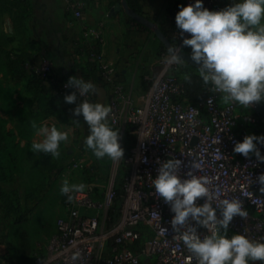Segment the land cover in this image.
<instances>
[{"label": "built area", "instance_id": "2783aa9c", "mask_svg": "<svg viewBox=\"0 0 264 264\" xmlns=\"http://www.w3.org/2000/svg\"><path fill=\"white\" fill-rule=\"evenodd\" d=\"M63 1L70 16L77 20L82 17L84 0ZM190 2L194 0H184V5ZM204 6L212 10L225 4L223 0H204ZM179 32L173 33L177 44L182 39ZM82 38L81 54L99 70L110 90L109 121L131 125L136 139L124 151V157L114 161L115 171L102 195L96 194L92 183L73 193L71 201L64 195L65 212L56 219L55 232L35 264H149L148 259L153 264H198L183 244L181 234L172 230L174 213L170 205L155 193L152 185L159 162L169 158L182 161L178 169L181 175L188 163L199 164L194 171L209 179L213 202L223 198L241 201L247 215L234 216L228 233L247 229L250 239L264 240V195L251 188L260 187L256 178L264 172V162L257 163L254 155L245 157L233 152L234 142L247 134L237 129V125L241 123L243 127H252L257 135L264 134V117L254 110L240 111L235 102L224 103L222 94L212 90L201 106L180 99L183 84L168 73L170 68L164 63L167 52L162 54L158 74L145 76L149 86L143 103L133 105L124 85L117 80L116 67L104 58L101 29L84 25ZM36 70L46 82L51 77L52 64L42 59ZM51 83L57 84L60 96L68 93L70 86L65 87V81L53 77ZM87 98L91 99V95ZM79 100L78 95V103ZM258 146L264 154V146ZM80 160L73 159L63 166L62 180L71 176ZM122 164L126 166L125 173L121 171ZM119 171L123 174V199L118 219L109 222L108 212L117 197L115 182ZM203 201L204 198H197L196 203ZM198 231L207 233L203 227ZM0 264L20 263L0 261Z\"/></svg>", "mask_w": 264, "mask_h": 264}, {"label": "clouds", "instance_id": "9594fccd", "mask_svg": "<svg viewBox=\"0 0 264 264\" xmlns=\"http://www.w3.org/2000/svg\"><path fill=\"white\" fill-rule=\"evenodd\" d=\"M178 7L175 24L182 39L180 44L165 41L166 68L182 69L187 61L184 47L190 46V59L197 65L203 84L221 93L224 103L235 102L248 108L254 102L264 101V0H233L223 8L212 10L204 6V0ZM184 80L190 82L191 74L185 73ZM69 86L75 90L66 93L63 99L71 104L77 101L78 95L80 97L72 111L74 117L82 114L87 125L88 134L84 138L87 148L97 159L108 157L118 161L123 158L119 128L109 122L111 106L87 98L98 91L96 84L72 75L65 83V87ZM73 121L80 124L79 119L73 118ZM32 127L40 139L34 140L30 149L58 157L60 144L68 140L69 132L54 124L37 125L35 121ZM258 145L264 146V134H246L242 140L234 142L233 152L245 157L254 155L257 163L264 162ZM181 164L179 158L159 162L152 185L155 193L170 205L174 213L172 230L181 234L183 244L197 258L198 264H250L256 260L264 264V240L250 239L247 229L228 235L233 217L247 215L241 201L223 198L213 202L209 179L194 171L200 165L188 163L181 175L178 172ZM256 182L264 193V172L257 176ZM84 188V183H70L65 178L60 192L71 201L73 193ZM201 197L203 203H196ZM200 227L206 228L207 233L199 232Z\"/></svg>", "mask_w": 264, "mask_h": 264}, {"label": "crops", "instance_id": "0c3cea01", "mask_svg": "<svg viewBox=\"0 0 264 264\" xmlns=\"http://www.w3.org/2000/svg\"><path fill=\"white\" fill-rule=\"evenodd\" d=\"M11 3V8L5 11L4 3ZM85 7L80 19L70 16L63 0H0V48L12 49L18 52L20 36L15 28L14 19L19 15V4L23 3L29 8L27 15L22 17L23 26L28 36L35 40L38 47V60L46 59L52 64L50 79L53 77L69 78L72 75L84 78L88 69H84L85 58L81 54L83 47L82 29L84 25L96 26L101 29L104 42L102 52L106 61L116 67L117 80L120 81L131 99L133 105L142 104L148 90L146 75L155 76L162 68V54L160 40L151 30H146L120 9V0H84ZM141 9V13L148 16L160 27L172 34V29L177 28L175 14L179 5H184V0H127ZM225 6L233 0H223ZM224 6V7H225ZM4 54L3 50L0 55ZM5 58V55H4ZM35 60V59H34ZM92 81V79H89ZM98 91L91 94V100L108 104L110 90L99 77L93 81ZM240 111L252 112L251 105L244 108L238 104ZM19 107L6 106L0 100V127L14 132L16 142L22 150L30 146L36 138V131L29 137H20L17 130ZM237 129L246 131L247 134L256 131L250 126L239 123ZM4 136L3 134H0ZM91 150V149H90ZM92 152V150H91ZM93 154V152H92ZM94 158L95 155L93 154ZM97 159V158H96ZM103 162L108 164L110 158L104 157ZM7 158L0 153V211L5 206L4 191L5 178L2 173L8 167ZM0 212V230L4 226ZM230 236L231 233H228ZM31 248L20 245L15 246L0 237V261H14L25 264L29 261ZM149 264H153L148 259Z\"/></svg>", "mask_w": 264, "mask_h": 264}, {"label": "rangeland", "instance_id": "374dc122", "mask_svg": "<svg viewBox=\"0 0 264 264\" xmlns=\"http://www.w3.org/2000/svg\"><path fill=\"white\" fill-rule=\"evenodd\" d=\"M3 7L7 11L11 8V3L6 1ZM18 10L21 17L29 12V8L23 3L19 4ZM25 48L38 55L39 49L36 44H27ZM1 50L4 54L0 55V100L7 107H19L17 126L21 123L22 115L33 109L37 113L48 114L40 124L49 126L54 124L59 129L69 132L68 140L60 144V155L54 160L52 169L44 165V158L50 154L33 152L30 145L25 151L18 148L12 150L18 156V165L8 164L6 170L8 174L5 178V206L0 211L5 223L0 230V237L17 247L20 245L30 247L29 261L25 264H35L45 253L48 240L55 232L56 219L65 212L64 194L60 192L63 166L73 159L80 158L77 169L67 179L70 183L86 185L92 183L91 188H94L97 195H102L110 175L115 171L114 161L110 159L106 164L94 158L91 150L84 144L88 128L83 116L81 114L74 117L72 111L78 102L66 103L63 97L56 93L52 83L47 85L45 81H41V75L36 70L41 61L32 58L27 63L7 62L6 56L4 58L5 52H15L12 49L0 48ZM35 88L43 90V97L38 101L35 100ZM73 118L79 119L80 124H75ZM110 124L114 128H119L120 144L125 151L136 139L132 126L123 122ZM0 134L4 135L0 137V153L7 158L6 152L12 149L13 138L7 134L6 128L0 127ZM36 138L40 137L36 135ZM121 171L125 173V164H122ZM122 175L119 171L115 182V188L119 192L117 207L121 206L123 199ZM250 264L261 262L256 260Z\"/></svg>", "mask_w": 264, "mask_h": 264}, {"label": "trees", "instance_id": "16d2710c", "mask_svg": "<svg viewBox=\"0 0 264 264\" xmlns=\"http://www.w3.org/2000/svg\"><path fill=\"white\" fill-rule=\"evenodd\" d=\"M130 7H132L134 10L141 13V9L139 7H136L133 4H130ZM132 21L136 22L133 19H132ZM136 23L139 26H141L142 28L149 30L148 28L144 27L140 23H138V22H136ZM14 24H15V28H16L19 36H20L21 44H20V47L17 49L18 52L12 53L9 51L8 52L4 51L5 56L8 60L7 62H19V61H21L23 63L30 62L36 54L31 53V51L27 50V48H25V47L27 44L34 45V44H36V42L34 39H32L30 36H28L27 31H26L25 27L23 26L22 17H16L14 19ZM161 28L165 32V34L171 39L172 43H175L174 38H173V33L179 29L178 28L172 29V34H171L168 30H165L163 27H161ZM161 47H162L163 51L167 52V50L163 46V44H161ZM184 51L190 53V51H191L190 46H185ZM38 60L41 61L42 60L41 57H39ZM85 66L86 67H83V68L88 69V74H84V79L95 80L99 77L103 81V79L99 73V70L93 64L85 62ZM168 73L170 75L174 76L178 81L182 82L183 92L180 96V99H182V100L184 99V100L189 101L193 104L201 106L204 98L211 92V85L203 84L201 78L198 75L197 67H195L194 65H192L190 63L185 62V65L182 69L177 70L175 67L170 68ZM185 73L191 74V81L190 82L184 80V74ZM60 80L66 82L68 79L67 78H60ZM41 81L44 82V79L42 77H41ZM52 87L54 88V90L58 94L57 84H52ZM42 93H43V90L41 88H37V89L35 88V100L36 101L40 100L41 97H43ZM46 117H48V114H46V113L40 114V113H37L36 111H34L33 109L30 110L29 112L23 114L21 117V123L17 126L19 136L20 137H29L30 135H32L36 131L32 127V121H35L37 123V125H39L40 121ZM7 134L13 138L12 149H10L6 152L7 153V160H8L10 165H18V162H17L18 156L15 155L12 152V150L17 149V148L18 149H22V148L19 145V142L15 141L16 137H14V132H12L11 130H7ZM55 159H56V157L52 158L51 155H49L48 157L46 155V157L44 158V165L46 167H48V169H52V167H53L52 165H53ZM54 167H56V166H54ZM5 170H7V167L5 168ZM7 174L8 173L3 172L2 177L7 178ZM118 198H119V192H117V197L115 199V202H114L112 208L108 212V217L110 219L109 222H114L119 217L120 207H117Z\"/></svg>", "mask_w": 264, "mask_h": 264}, {"label": "water", "instance_id": "95a60500", "mask_svg": "<svg viewBox=\"0 0 264 264\" xmlns=\"http://www.w3.org/2000/svg\"><path fill=\"white\" fill-rule=\"evenodd\" d=\"M120 9H123L124 12L133 20L136 22L140 23L144 27L148 28L151 30L154 35L160 40V42L163 44V46L167 49V45L165 41H168L169 43H172L171 39L165 34V32L162 30L160 25L149 18L148 16L144 15L143 13H140L136 10H134L130 5L128 4L127 0H120ZM184 58L188 61L187 63H190L194 65L195 67L197 66L195 63H193L190 59L189 53L184 51L183 52ZM75 89L73 87H69L67 89V92L70 93L74 91ZM251 107L253 108L254 111L260 113L264 117V102H254L251 104ZM195 141V140H194ZM252 190L260 195H264V193L260 192V187L259 186H254L252 185Z\"/></svg>", "mask_w": 264, "mask_h": 264}]
</instances>
